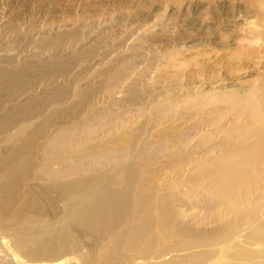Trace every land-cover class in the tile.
I'll return each instance as SVG.
<instances>
[{
  "label": "bare ground",
  "instance_id": "bare-ground-1",
  "mask_svg": "<svg viewBox=\"0 0 264 264\" xmlns=\"http://www.w3.org/2000/svg\"><path fill=\"white\" fill-rule=\"evenodd\" d=\"M244 2L254 14L238 35L239 51L264 61V0ZM215 82L187 88V132L179 124L158 127L181 103L173 98L178 93L160 96L164 104L150 112L158 141L140 137L152 133L149 113L139 114L142 121L134 125L112 108L95 120L58 125L41 147V132L26 135L22 126L11 161L0 155V232L10 234L0 235V264H64L83 247L89 253L80 258L87 264H264V75L247 84ZM104 89L113 93L115 86ZM142 100L135 95L127 104ZM121 122L128 125L119 131ZM104 125L112 147L110 139L92 142ZM186 146L189 177L169 198L156 195V168L148 167L165 159L174 166L169 157ZM183 206L187 220L178 214Z\"/></svg>",
  "mask_w": 264,
  "mask_h": 264
},
{
  "label": "rangeland",
  "instance_id": "rangeland-1",
  "mask_svg": "<svg viewBox=\"0 0 264 264\" xmlns=\"http://www.w3.org/2000/svg\"><path fill=\"white\" fill-rule=\"evenodd\" d=\"M251 14L244 0H0V155L7 159L17 153L22 140L17 132L24 125L26 135L41 132L37 140L41 147L58 125L83 117L95 120L111 108L118 118L136 120V125L139 114L150 116L164 104L160 96L167 93H178L173 98L181 103L178 113L158 127L179 124L178 130L187 132L190 121L183 116L189 112L183 101L187 91L208 88L210 81H217L216 87L247 84L264 75L263 59L239 51L238 35ZM105 84L115 86V91H106ZM135 95L143 96L145 104H127ZM155 121L147 118L149 132ZM127 125L121 122L119 131ZM158 127L140 137L158 141ZM110 132L104 125L92 142L100 145L110 139L112 147ZM190 152L186 146L172 154L174 166L165 159L148 167L157 170L151 169L156 195L169 198L189 177ZM165 154L163 158L168 157ZM54 160L59 162L58 157ZM181 211L179 217L187 220V207ZM151 214L156 217L155 211ZM88 253L83 247L64 264H87L80 256ZM99 259L95 254L93 262Z\"/></svg>",
  "mask_w": 264,
  "mask_h": 264
}]
</instances>
